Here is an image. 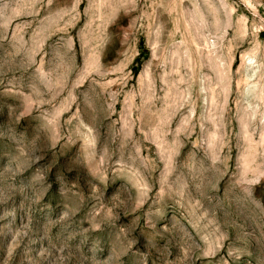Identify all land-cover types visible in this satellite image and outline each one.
Instances as JSON below:
<instances>
[{"label": "rangeland", "instance_id": "rangeland-1", "mask_svg": "<svg viewBox=\"0 0 264 264\" xmlns=\"http://www.w3.org/2000/svg\"><path fill=\"white\" fill-rule=\"evenodd\" d=\"M0 264H264V0H0Z\"/></svg>", "mask_w": 264, "mask_h": 264}]
</instances>
